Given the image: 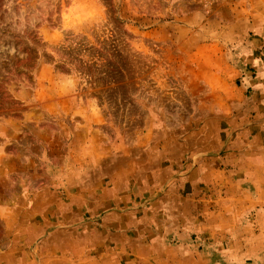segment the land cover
I'll use <instances>...</instances> for the list:
<instances>
[{
	"label": "rangeland",
	"instance_id": "1",
	"mask_svg": "<svg viewBox=\"0 0 264 264\" xmlns=\"http://www.w3.org/2000/svg\"><path fill=\"white\" fill-rule=\"evenodd\" d=\"M261 40L264 0H0V249L7 206L42 189L76 209L86 250L104 195L139 207L152 235L165 211L153 190L252 147L264 117L244 77ZM230 195L208 226L210 264H264V199Z\"/></svg>",
	"mask_w": 264,
	"mask_h": 264
},
{
	"label": "crops",
	"instance_id": "2",
	"mask_svg": "<svg viewBox=\"0 0 264 264\" xmlns=\"http://www.w3.org/2000/svg\"><path fill=\"white\" fill-rule=\"evenodd\" d=\"M251 53L244 88L258 98L256 115L264 117V41ZM254 124L252 147H238L242 150L234 162L222 166L219 156L207 157L170 186L142 191V197L147 190H153L151 194L158 191L154 198L160 210L165 208L164 219L152 235L140 233L144 218L139 222V207L134 209L131 203L132 208L123 209L104 195L90 208L95 225L89 231L86 250L73 227L79 223L76 209L63 199L42 194L52 189H42L29 209L23 202L7 206L8 225L16 227L0 249V264H199L201 257L210 264L218 255V242L210 241L207 230L210 222L217 221L211 219L218 217L215 204L220 203V195L228 191L232 198L230 194L235 193L254 205L264 199V118ZM127 200L133 201L130 196ZM66 223L70 227L64 228Z\"/></svg>",
	"mask_w": 264,
	"mask_h": 264
}]
</instances>
